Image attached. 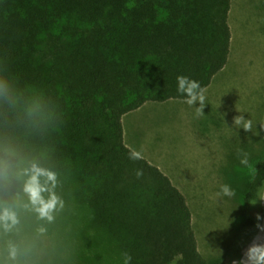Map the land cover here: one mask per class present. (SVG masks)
<instances>
[{
	"label": "trees",
	"instance_id": "trees-1",
	"mask_svg": "<svg viewBox=\"0 0 264 264\" xmlns=\"http://www.w3.org/2000/svg\"><path fill=\"white\" fill-rule=\"evenodd\" d=\"M229 7L230 0H0V187L19 221L13 241L0 246V264H123L125 251L130 264L239 259L260 221L261 201L249 202L263 192L264 157L244 183L246 213L225 256L208 261L185 196L147 159H129L121 124L147 100L186 99L178 75L210 83L227 61ZM33 163L58 176L64 207L52 222L23 192Z\"/></svg>",
	"mask_w": 264,
	"mask_h": 264
},
{
	"label": "rangeland",
	"instance_id": "rangeland-1",
	"mask_svg": "<svg viewBox=\"0 0 264 264\" xmlns=\"http://www.w3.org/2000/svg\"><path fill=\"white\" fill-rule=\"evenodd\" d=\"M228 24L227 61L205 87L204 115H195L199 101L189 106L186 99L171 98L175 101L147 103L121 116L125 145L136 150L143 146L144 158L156 164L185 196L198 251L208 261L225 256L246 213L244 183L264 157V129L260 128L264 122V0H230ZM241 114L253 120L259 135L233 125L234 117ZM238 150L249 154L248 166L240 164ZM222 184L230 185L235 196L217 197ZM261 205L259 224L264 225V201ZM6 206L16 212L14 199L0 187V210ZM0 234L8 236L0 238V246L14 239L12 229L5 230L2 223ZM258 235L264 237L256 228L239 259L233 261L242 259ZM62 236L70 237H56ZM35 257L41 260L38 252Z\"/></svg>",
	"mask_w": 264,
	"mask_h": 264
},
{
	"label": "clouds",
	"instance_id": "clouds-1",
	"mask_svg": "<svg viewBox=\"0 0 264 264\" xmlns=\"http://www.w3.org/2000/svg\"><path fill=\"white\" fill-rule=\"evenodd\" d=\"M177 82V91L186 96L184 102L189 106H194V104L199 101V107H195V115L197 117L204 115L203 109L206 104V89L202 87L198 81L185 75H178ZM233 125L236 128H243L245 132H251L254 135L260 134L253 120L246 119L242 114L234 117ZM260 128L264 129V122H260ZM237 154L240 164L248 166L249 154L240 150H238ZM129 159L133 161L144 159L143 146L141 150L130 149ZM25 175L27 179L24 181L23 192L27 195L32 210L38 214L39 218L52 222L54 220L53 213L64 207V200L55 191L58 185L57 173L33 163L31 167L25 171ZM142 175L143 170L137 169V178ZM45 194H47V196ZM216 195L217 197H233L235 196V190L228 184H222ZM258 200L264 201V192L258 193L249 203L255 205ZM27 206L28 205H26V207ZM256 218L257 221L261 219L259 213L256 214ZM18 222L17 214L11 207L6 206L0 210V223L3 224L5 230H9ZM256 226L264 233V225L258 223ZM259 241H264V237L258 235L253 243L246 249L242 259L239 262L233 261V264H264V242ZM12 255L15 256L14 249ZM122 256L123 264H130L132 259L131 255L125 251L122 253Z\"/></svg>",
	"mask_w": 264,
	"mask_h": 264
},
{
	"label": "crops",
	"instance_id": "crops-1",
	"mask_svg": "<svg viewBox=\"0 0 264 264\" xmlns=\"http://www.w3.org/2000/svg\"><path fill=\"white\" fill-rule=\"evenodd\" d=\"M170 99H167V100H164V101H169ZM171 100H174L175 101V99H171ZM147 103H156V101H149V102H144L142 105H140L138 108H136L134 111H137V109H141V107L143 106V105H145V104H147ZM139 109V110H140ZM130 147V146H129ZM131 148V147H130ZM133 149V148H132ZM154 165H156V164H154ZM157 166V165H156ZM158 167V166H157ZM159 168V167H158ZM160 169V168H159ZM161 170V169H160Z\"/></svg>",
	"mask_w": 264,
	"mask_h": 264
}]
</instances>
